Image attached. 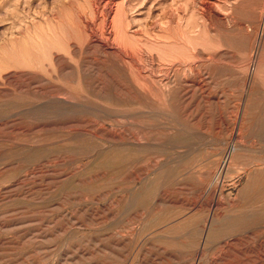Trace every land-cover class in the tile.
<instances>
[{"label": "rangeland", "instance_id": "374dc122", "mask_svg": "<svg viewBox=\"0 0 264 264\" xmlns=\"http://www.w3.org/2000/svg\"><path fill=\"white\" fill-rule=\"evenodd\" d=\"M39 1L5 0L0 47L61 0ZM75 1L88 15L95 0ZM155 1L128 11L147 13L143 42ZM262 4L241 44L194 59L148 45L145 89L88 43L56 74L0 61V264H264V199L242 200L264 172V132L249 131L264 125Z\"/></svg>", "mask_w": 264, "mask_h": 264}, {"label": "bare ground", "instance_id": "6f19581e", "mask_svg": "<svg viewBox=\"0 0 264 264\" xmlns=\"http://www.w3.org/2000/svg\"><path fill=\"white\" fill-rule=\"evenodd\" d=\"M17 1L15 0V3ZM26 1L28 0H24V2ZM156 1L159 3L155 9V15L162 18L159 19L160 21L154 20L153 38H147L143 42L141 40L143 34L137 20L143 16L144 12L140 14L137 12L136 17L131 16L132 19H128V11L131 12L133 5L140 6V10L143 9V0H102V2L95 0L92 1L93 3L90 2L92 4L88 15L85 13L86 11L77 9L75 0H61L54 8L52 16L43 24L32 23L30 25L26 23L23 25L20 23L21 25L17 27H10L7 33L8 40L0 47V61L21 63V65L37 70L49 69L56 74L60 70L62 59L68 62L73 61L82 46L88 43L104 52L120 55V60L133 69L132 83L145 89L146 73H142L139 68L135 67L134 62L143 61V57L145 58L146 55L152 59V51H149L148 45L167 49L170 52L187 51L194 59L200 55L197 52L199 46L205 52L206 50H221L233 43L241 44L244 37L243 27L246 15L255 13L256 9L260 11V8L263 7V4L259 7V0H224L223 6L218 4V0H183V9L180 11L181 6L177 7L175 0H170L169 8L165 6L168 10L162 7V3L167 0ZM5 8V0H0V9ZM147 9L151 10L152 7H147ZM144 14L147 15V13ZM257 14L259 15V12ZM156 59L158 60V57ZM154 61L155 59L152 62ZM159 61L161 62V60ZM139 63L141 62L139 61ZM172 63L176 64L177 61ZM182 63L180 62V64ZM174 67L177 66L174 65ZM79 78L78 75V80ZM158 81L161 82L160 79ZM252 93L259 97L254 89ZM252 106L254 110L256 109L254 112H260L261 106ZM254 112L253 114H255ZM243 126L246 127V122L243 123ZM250 126L249 131L264 132V125L259 128L253 124ZM241 152L242 150H239L233 160L235 158L240 160L245 155ZM260 160L264 164V159ZM259 177L252 180L248 183L249 186L246 185L247 187L243 189L242 200L245 205L264 199V172ZM214 232L217 233L218 230H214Z\"/></svg>", "mask_w": 264, "mask_h": 264}]
</instances>
